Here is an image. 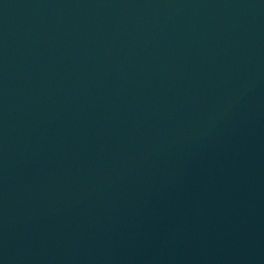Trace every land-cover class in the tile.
Returning a JSON list of instances; mask_svg holds the SVG:
<instances>
[{"label": "water", "instance_id": "water-1", "mask_svg": "<svg viewBox=\"0 0 264 264\" xmlns=\"http://www.w3.org/2000/svg\"><path fill=\"white\" fill-rule=\"evenodd\" d=\"M0 264H264V0H0Z\"/></svg>", "mask_w": 264, "mask_h": 264}]
</instances>
